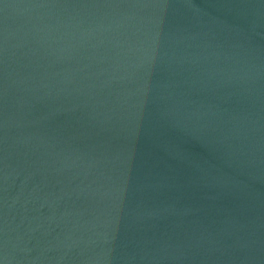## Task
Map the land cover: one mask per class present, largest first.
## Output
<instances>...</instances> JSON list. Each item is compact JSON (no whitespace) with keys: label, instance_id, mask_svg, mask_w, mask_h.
Returning a JSON list of instances; mask_svg holds the SVG:
<instances>
[{"label":"water","instance_id":"water-1","mask_svg":"<svg viewBox=\"0 0 264 264\" xmlns=\"http://www.w3.org/2000/svg\"><path fill=\"white\" fill-rule=\"evenodd\" d=\"M0 264H264V0H0Z\"/></svg>","mask_w":264,"mask_h":264}]
</instances>
